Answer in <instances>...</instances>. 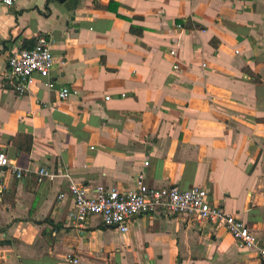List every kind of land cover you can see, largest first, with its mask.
<instances>
[{
  "label": "crops",
  "instance_id": "0c3cea01",
  "mask_svg": "<svg viewBox=\"0 0 264 264\" xmlns=\"http://www.w3.org/2000/svg\"><path fill=\"white\" fill-rule=\"evenodd\" d=\"M41 35L54 89L36 76L19 96L9 57ZM1 152L29 172L0 169V264H262L225 228L184 215H139L126 234L95 215L79 229L64 183L126 191L143 175L154 188H203L263 248L264 0L0 2ZM40 167L57 181H40Z\"/></svg>",
  "mask_w": 264,
  "mask_h": 264
},
{
  "label": "built area",
  "instance_id": "2783aa9c",
  "mask_svg": "<svg viewBox=\"0 0 264 264\" xmlns=\"http://www.w3.org/2000/svg\"><path fill=\"white\" fill-rule=\"evenodd\" d=\"M18 1L0 0L7 7L14 6ZM54 65L55 57L51 41L41 35L33 48L18 49L10 55L9 69L6 74L7 83L17 95L26 96L35 83V77L40 76L45 79V86L53 90L55 85L51 80V73ZM71 96L72 93L68 88L58 91V99L61 101H67ZM0 169H11L18 179H23L29 172L12 164L4 152L0 153ZM36 175L40 181L51 183L59 178L57 173L47 167H40ZM64 185L74 199V209L69 217L79 229H85L89 217L95 215L102 218L105 226L115 228L122 234L129 232L132 219L139 215H184L195 218L199 222L225 228L241 245L258 249L264 264V247H260L255 233L239 214L228 213L218 206L211 205L208 202V192L203 188L194 187L188 190H182L176 186L154 188L145 183L143 175L137 177L133 189L126 191L98 186L91 192L84 185L71 181ZM65 196L61 194L58 199L62 200ZM0 236H2L1 230ZM66 260L68 264H80L79 258L74 254L68 255Z\"/></svg>",
  "mask_w": 264,
  "mask_h": 264
},
{
  "label": "trees",
  "instance_id": "16d2710c",
  "mask_svg": "<svg viewBox=\"0 0 264 264\" xmlns=\"http://www.w3.org/2000/svg\"><path fill=\"white\" fill-rule=\"evenodd\" d=\"M132 33L140 34V31H137L135 27H132L131 29ZM26 47V46H24ZM34 46L27 47L28 49L33 48ZM15 143L18 145L20 150H25L27 153H30L33 146V138L32 136L28 135H21L18 136V138L15 140Z\"/></svg>",
  "mask_w": 264,
  "mask_h": 264
}]
</instances>
